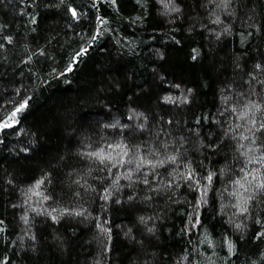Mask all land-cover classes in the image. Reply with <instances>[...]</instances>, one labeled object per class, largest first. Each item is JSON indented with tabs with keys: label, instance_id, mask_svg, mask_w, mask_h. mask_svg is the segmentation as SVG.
<instances>
[{
	"label": "trees",
	"instance_id": "trees-1",
	"mask_svg": "<svg viewBox=\"0 0 264 264\" xmlns=\"http://www.w3.org/2000/svg\"><path fill=\"white\" fill-rule=\"evenodd\" d=\"M0 45V264H264V0H0Z\"/></svg>",
	"mask_w": 264,
	"mask_h": 264
},
{
	"label": "snow or ice",
	"instance_id": "snow-or-ice-1",
	"mask_svg": "<svg viewBox=\"0 0 264 264\" xmlns=\"http://www.w3.org/2000/svg\"><path fill=\"white\" fill-rule=\"evenodd\" d=\"M72 15L73 17H75L77 15L76 11L75 10H72ZM0 47H2V45H0ZM193 59H195V57H193ZM257 67H260L259 65H257ZM264 83V82H262ZM27 100H25L9 117H8V120L9 121H13L16 117V114L20 111H22L24 108L27 107ZM257 107V110H259V105H256ZM170 123V122H169ZM252 125L255 126V120H253L252 122ZM3 127L7 128V127H10L11 124L8 123V122H4ZM116 125H112V127H115ZM261 129H264V123H261L259 128H256V131H260ZM249 131H252V129H249ZM253 136H254V133H253ZM245 139H247V137H245ZM255 142V141H253ZM109 148H112L113 151H116V150H119L117 151V154L116 156H113L111 153H108L107 155H105V152H104V149H101L100 151H96V152H91V153H88L89 156L93 157L94 159L98 160L99 163L101 165H104L105 167L109 168V170L111 168H118V167H123L125 163L131 165L133 164V159H128V160H125L124 157H127L129 155V152L131 151V149L128 147V145L126 144H123V143H117L115 145H109L108 146ZM137 148V150L139 149L140 146H135ZM241 147H243L241 145ZM175 157H169V160L171 161H175ZM249 163H252L253 161L252 160H249L248 161ZM258 163H261L262 166H264V154H262L258 160L256 161ZM160 164H163V161H160L159 162ZM145 164H148L150 165L151 167H155L156 165H152L151 161H146L145 158L143 156H137L136 157V162H135V171H139ZM243 171V169L241 170ZM251 173H247L243 179H247V175H250ZM147 174H145L146 176ZM125 178L128 179V180H132V170H129L125 173ZM120 177L117 176L116 180L113 181V183H118ZM189 179H191V176H189ZM208 181L211 182L212 180V174H209L208 177H207ZM253 179H255V176H253ZM43 181H40L38 182L37 186H39V183H42ZM143 183L144 184H148V180L145 178L143 180ZM236 184L239 185L240 188L244 189V191H248L247 188H245L244 184L241 183L240 180H236L235 181ZM249 184H251V181H249ZM255 189L256 190H264V182H260V183H257L255 185ZM104 199H107V196L104 197ZM131 199V197H130ZM249 199H251V197H249ZM244 211H247V209H243ZM77 215H80V213H77ZM55 219V218H53ZM151 231V229H150Z\"/></svg>",
	"mask_w": 264,
	"mask_h": 264
}]
</instances>
